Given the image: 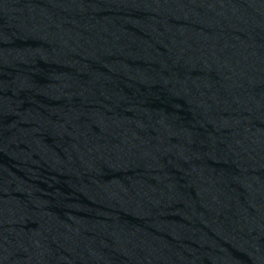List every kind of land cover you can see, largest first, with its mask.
I'll return each mask as SVG.
<instances>
[{"label":"water","instance_id":"95a60500","mask_svg":"<svg viewBox=\"0 0 264 264\" xmlns=\"http://www.w3.org/2000/svg\"><path fill=\"white\" fill-rule=\"evenodd\" d=\"M0 264H264V0H0Z\"/></svg>","mask_w":264,"mask_h":264}]
</instances>
